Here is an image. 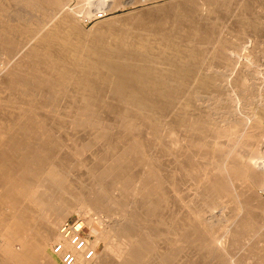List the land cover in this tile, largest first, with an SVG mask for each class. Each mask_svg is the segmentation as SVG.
<instances>
[{
    "label": "rangeland",
    "instance_id": "obj_1",
    "mask_svg": "<svg viewBox=\"0 0 264 264\" xmlns=\"http://www.w3.org/2000/svg\"><path fill=\"white\" fill-rule=\"evenodd\" d=\"M83 1H85V0H83ZM60 2H61L60 7L54 8L56 11L52 7V10L50 11V14H51L50 22L62 21L61 20L62 16L60 14H62L64 12V9H65V12L66 11L67 12L68 11L73 12V8H76L78 6V4H82L81 3L82 0H61ZM202 2H203V4H202ZM104 4H105V2H104ZM104 4H102V5H104ZM4 5H5L4 7L7 8L8 10L6 9L7 11L5 13H3V15L8 16L7 18L10 20H13L15 18L13 13L10 12V11H12L11 9H13V12L15 10L17 14H21V15L26 14L27 15L26 10L23 7H21L20 5L17 6L18 9H16V7L11 2H8V3L6 2ZM11 5H13V6H11ZM102 5L100 3L99 6H96L93 10L94 14H92V16L88 17L86 20L85 19H83V21L80 20V23H77V24L73 23L72 28L74 30L71 27H70L71 28L70 29L69 27L65 26V28H64L62 26L63 27V29L61 28L62 30L67 31L69 34L71 33L69 46H67V44H65V46H64L66 48L68 47V49H67L68 51H71V49L72 50L77 49L76 47H78V48L80 47V49H81L80 51L82 53L81 55L84 56L85 59L86 58L89 59L88 61L93 62L94 60H96V56H97L96 51H99V50H102L103 52L105 50H106L105 52L108 51L110 56H116L119 52L122 53L121 50L123 49V47L126 48L125 45L129 44V38L131 37L129 45H131V43H132L133 47L138 46L140 48V46H141L142 51L146 55L145 57H147V59L150 61L152 60L151 62L156 61V63L160 64V67L163 68L161 70V72L163 74L164 79L161 78L160 81H162L163 83L165 82V85H166L165 90L170 91V92H174L176 90V88L178 87V83H176V79H179L181 77V75L183 73V69H184L186 63H188L189 68L191 67L192 70H195V69L198 70L199 69L201 76L204 75L201 67H203L204 69H208V67H209V72L207 75L209 77V81L211 83H213L210 85V87H212V91L205 90L206 92L204 91V92L199 93L197 95V97L195 96L192 99V106L184 107L185 109L183 110L182 114L176 118L177 123L182 124L181 125L182 127L180 126L181 131L179 130V132H178L179 137H177V140L173 141V138H172V143L169 144V142L166 140V138H164V136H165L164 133L162 135V130L159 129L160 124H158V122L161 123V120H157V117L155 118V122H156L155 123L156 124L155 130H153V129L150 130V124H149L150 122L149 123L141 122L140 127H139V122H138L137 127H139V128H137L136 131H133L131 134L130 133L122 134V137H124V139L122 138V143H121V141H118V139H116L118 136L121 135V132L119 133V130H117L116 128H111V126H114V125L112 123L113 120L110 116L111 115L110 113H107L105 111L100 110V111H98V113H96V115L94 114V116H96V118L99 119V117H100L99 120L104 122V123L102 122L104 127L106 129L108 128L107 131L105 129H104L105 131H103L101 129V131H103L105 133H102L101 131L97 132L98 129H95L93 126H90L87 123H83V121H85V119H89L90 118L89 116L92 114L90 112L88 113L89 116H84L82 114L83 112H87L88 109L96 110L98 108L100 109L101 107H102V109L104 107L105 108H111V109H118L121 107V104H119L117 102V99L113 96L111 88L108 86L106 87V85L103 86L102 81H100V80L97 81L98 80L97 76L92 75V74H91V78L93 79V82H95L94 88H90V87L87 88L88 86H86V85L80 86L78 84H75L72 78L77 77L79 75V73L72 70L71 60H69L67 58L59 60V64L61 66L57 65L58 68L56 66H54L55 69L57 68L56 70H54V68L52 66H50L51 67L50 68V80L55 79L57 81V79H59V78L61 79V77H64V79H63L64 83H62V81H60L62 84H60V82H59L55 86H50V88H49L50 90L49 89L45 90L46 87L42 88L41 95L35 96L34 102L36 104H38L37 106H39V108L35 112L36 116L43 119L42 125L40 124L41 127L43 126V128L41 130L45 131V129H46L48 132L47 136L49 139L46 142L47 143L49 142L50 144L57 145L55 148L52 147L53 150L52 149L50 150V153L48 154V155H50L49 156L50 158L48 157V159L51 161H55V163L58 165L60 171L63 173L62 175H64V178H66V180L70 183V185L68 186L70 193L68 195L65 194L63 196L61 194H58V195H59V197L63 203H66V204L69 203L73 207H72L70 213L63 219V221H61L59 223L57 232H59L62 224L66 223V222L67 223L68 222H74L77 220L81 221L85 225L82 232L83 233L85 232L84 233L85 238L88 240L87 244H94L96 246V243H95L96 238H98L100 236V234L102 235V230H104L105 228H106L105 230L112 229L113 224L116 225L117 221L120 222V215L119 214L120 213H123L125 215H126V213L128 214L127 210L132 209V208H130L132 206L136 210V212H135L136 216L135 217L136 218L138 217V218L137 219L135 217L129 218L127 216L126 217L127 220L121 222V223H123L122 225L125 226L124 229L126 232H128V229L130 227V229H129L130 231L128 232V236L129 235L130 236L128 238L121 237V240L123 241V239H124L123 242L126 244L125 245L123 243L124 248L127 247V249L128 248L131 249V247L136 246L135 245L136 243L137 244L138 243L139 244H143V243L145 244L146 242H147L146 244L148 245V247H151L150 252L147 253L148 255L146 254V256H145L142 252V251H144L142 249L143 247L141 248L142 245L141 246L138 245L139 250L141 249L138 253L140 258L137 255V258H139V259H137L138 264H145V263L146 264H153L154 262H156L154 264H166V263L167 264H204V263L205 264H230L228 260H230L229 257H231V253H232V255H236V256H234V258H236V259H240L243 257L245 259H247V262L245 264H255L254 262H258V259L259 260L261 259V262H264V258H263V255H264V249H263L264 248V242H263V240H264V238L262 237V233L264 235V232H262V231H264V230L260 228L262 226V223H259V225L257 223V228H255L254 230L252 229L255 232H253V231H251V233L247 232L248 233V234L246 233L247 241H245L243 243V245H241L239 243L241 246L239 245L237 250L236 249H233V250L230 249V252L232 251L231 253L228 252L229 251L228 249H226V251H227L226 254L223 251H221L219 244H220V242H222V241H220L222 237L221 238L219 237L220 239L216 240L217 243H216V241L213 242L212 246L209 247L208 250H206L207 252H205V251L203 252L197 248V245L195 244V242L190 241L191 236H186V232L184 231V230H187V235H188V233L190 232V230H188V225L189 224H191L193 226L196 225L195 222L192 221L194 219V217L192 219V216L194 215L195 212L194 211L192 212L191 210H189V207L192 205V201H191L192 195L194 193L197 195L199 193L198 191L195 192V190L193 188H189V189H191V190H187L189 193H187V191H184L182 193V195L184 194L183 197L181 196L177 200H175L177 197H174L175 203H174V200L171 201L168 199V202L163 203V205L161 204L159 209L157 211H155V213L149 212V211L147 212L146 208L142 206L143 204L141 203V201H139L138 198H132L133 196H131L130 193L128 192L131 190V189L128 190L129 186L127 188L128 194L124 193L123 188L121 186L120 187L117 186L118 183L115 182L114 180H112L110 176L109 177L104 176L103 175L104 173L101 174V171L104 170V168L106 167L108 162H111V160H113L112 158H114V160L119 159L118 158V154L120 153L119 151L122 149L123 150L126 149V147H128V145H131V143L133 144V142H136L141 147L140 148L141 149L140 156L138 158H131V161L129 162L130 163L129 167L127 169V174L130 175V177H132L134 182L135 181L137 182L139 177L144 176L145 175L144 173L147 174V169L145 167H143V165H145V163L148 161L152 162L155 165V167H156V165H159L160 163L163 164V162H165V161H166V164H168V165H171L174 161H179L178 163L181 165V168H180L181 173L186 175L187 181L190 178L188 181V184L190 183V181H192V185H196V186H198V188H200V185H202L200 182L201 180H199V178L202 179L204 177V175L208 176L206 174L210 175L211 173H212V176L217 175L218 169H219L218 170L219 173L222 174L226 171L227 168H230L231 174L233 176L232 178L237 180L236 177H239V175L242 174L241 171L244 172V169L242 168L243 162L244 163L247 162L251 167H254V168L256 166L255 163L260 162V161L264 162V131L256 129L255 127H253V124H252L253 119L257 116L256 115L257 110H259V108L260 109L264 108V103H263L264 102V88H263L264 87V0H244V1L243 0H122L121 4H119L120 6L118 5L119 6V7L117 6L118 8L115 7L116 9L110 8L107 4H106L107 6L104 5L105 7ZM61 6L62 7L64 6L65 8L64 7L62 8ZM11 7H14V8H11ZM55 7H57V6H55ZM66 9H72V10H66ZM74 10L75 11L77 10L76 13L78 12V8L74 9ZM7 13H8V15H7ZM95 14L100 15L101 18H98V17L96 18ZM261 16H263V17H261ZM141 18L146 19V21H144V24L145 23L146 24L139 30V32H140L139 35H138V33H135L136 35L132 34V33H130V31L129 32L127 31L126 34L124 32H121V31L125 30V28L128 26L127 24H131L136 19H141ZM53 19H56V21ZM160 23H161V25H160ZM160 26H162V28ZM121 27H122V29H120ZM159 27L161 29L164 28L163 31L160 32V30H158ZM66 28L67 29L69 28V29L67 30ZM100 28H102V29H100ZM165 28L167 29L166 31H164ZM31 29H33V26L31 27ZM31 29H29V30H31ZM29 30H27L26 35H27V33H28V35L32 33V32H28ZM132 30H134V29H132ZM72 31H74V32H72ZM75 31H77L76 34H74ZM120 32L122 34H125V36L120 35L121 34ZM14 34L15 33L11 34L12 37H10L12 42H13V47H12L13 50H15V48H14L15 45L17 48L19 43L24 42V44H25V41H26L25 40L26 39L25 34L24 35L19 34V36L17 34H15V35ZM170 34L174 35V38H175L174 40H173V38H170V37H173V35L171 36ZM11 35H9V36H11ZM71 35H72V38H71ZM79 35H80V37H79ZM22 36L24 37V40H23V38L21 39ZM207 36H209V37H207ZM166 37H167V40H166ZM133 38H135V39H133ZM163 38L165 39L166 42L163 41ZM168 38H170V39H168ZM13 39H14V41H13ZM73 39H75V40H73ZM71 40L74 42L71 43ZM133 40H135V41H133ZM139 40H141L140 41V43L142 42L141 44L139 43ZM158 41L159 42L161 41V42L159 43ZM155 42H157L158 44ZM133 43L135 45H133ZM142 44H144V45H142ZM50 45L52 46L53 44H50ZM55 45L58 46L59 44H55ZM55 45H54V47H52L51 50L58 52V50L56 49L57 47L55 48ZM74 45H76V47ZM70 46H72L73 48ZM56 53H54V52L52 53V51H51L52 56H54ZM5 57H6L5 55L0 54V63L3 61L2 59H4ZM55 57H57V56L55 55ZM94 57H95V59H94ZM165 57H167V58H165ZM168 59H169V61H168ZM196 59H198V60H196ZM185 60H187V61L185 62ZM193 61H194V63H193ZM181 62H182V64H179ZM194 65L196 66L195 69H194ZM166 66L168 68H166ZM175 66H177V67H175ZM170 67H173V68H170ZM64 68H65V71H64ZM171 69H173V71H172L173 73L172 72L170 73ZM69 72H71L72 74ZM158 72L159 71H155V70L153 71V69L150 68V70H148L149 77H152L153 79L157 80V82H158V79H157V77H158L157 73ZM164 73H166V74H164ZM65 74H66V76H65ZM177 74H179V75H177ZM54 76L55 77L58 76V78L57 77L55 78ZM172 77L175 79H173ZM55 80H53V81L56 82ZM171 80H173V81H171ZM69 82H71V83L69 84ZM167 83H168V85H167ZM175 84H177V86ZM2 86L5 88L6 85L5 86L2 85ZM160 87L163 88L162 85H159L158 88H156V89L154 88L153 90L150 89V87H147L146 85H145V87H143L144 89H142V91L145 94V96L147 97V99H146L147 102H151L153 104H159V105L162 103L163 99L159 98V96L161 97V95H162V89H160ZM261 87H262V89H261ZM4 88H2L0 86V101L1 100L3 101V102L2 101L0 102V115L5 114V115H3V117L4 116L9 117V115H13V114H15L16 116H20V115H18V113L20 114L19 111H21V113H22L23 107L27 106V105H25L26 101H27V103H29V101L33 100V98H31L29 96H25L23 98H17L16 95H11L10 90H7V87L5 89ZM86 89H88V90H86ZM44 91H45V93H44ZM206 97H208V98H206ZM171 99H172V101L170 100V102L167 103V105H170L171 108L173 109L178 105L175 104L176 99L174 100L173 97H171ZM13 100L18 101V104L16 106H13V105L11 106V104H9ZM178 102H181V101H178ZM178 102H176V103H178ZM100 103H102L103 105H99ZM197 103H200V104H197ZM262 103H263V105H262ZM260 105H261V107H260ZM83 106H85V107H83ZM179 106H182V105L180 104ZM156 107L158 108L157 105H155V108ZM256 108H258V109H256ZM3 109H4L5 113H4ZM77 110L79 113L77 112ZM101 113H104L103 114L104 116ZM156 115H158V114H156ZM94 116H92V117H94ZM97 116H99V117H97ZM205 116H207V117H205ZM83 117H85V118H83ZM204 120H206V121H204ZM246 120H247V122H246ZM190 121L191 122L193 121V123L188 124ZM201 123L202 124L204 123V124L202 125ZM218 123H219V125H218ZM185 124L192 125L193 129L190 128V130L187 131V129H185V127H183V125H185ZM231 125L233 127H231ZM247 126H248V129H247ZM222 127H224V128H222ZM227 127L229 129L231 127L232 131H228ZM79 128H81V129H79ZM143 129H144V131H143ZM115 130H117L118 132ZM241 130L243 132H241ZM252 130H254V131H252ZM193 131H195V132H193ZM237 132H239V134ZM255 132H256V135H255ZM95 133H96V135H95ZM135 133H137V134L135 135ZM102 134H104V135L106 134V135L105 136L103 135L104 136L103 137ZM231 134H233L234 136H232ZM100 135L102 137H99ZM148 135H149V137H148ZM155 135H157V136H155ZM80 137H82V138L80 139ZM83 137H84V139H83ZM150 137L153 139L155 138V139L153 140ZM182 137H184V138H182ZM232 137H233V139H231ZM234 137L237 138L238 140L235 139V141H234ZM41 138L42 137H40V135H38L37 138H35L34 140L32 139V140H26L25 141V139H22V143L25 144L24 147H30L31 146V148L26 149V152H27L26 154H28V151L30 149H33L35 151V154H33L34 156L33 155H27V157L35 158L36 155H38L39 158H37V157L36 158L38 161H40V154L42 153V155H44L43 153L45 152V151H42V147L46 146V142L44 141L43 138H42V140H40ZM108 138H110V139H108ZM127 138H129V139H127ZM132 138L134 139L133 142L131 140ZM240 138H241V140H240ZM85 139H86V141H85ZM183 139H185L184 140L185 142H183V143L180 142V140L183 141ZM247 139H249V140L251 139V140L249 141ZM254 140H256V141H254ZM30 141H31V143H29ZM116 141H118V142L116 143ZM204 141L206 143H204ZM236 141H237V143H236ZM241 141H243V142H241ZM98 142H99V144H98ZM123 142H124V144H123ZM111 145H113V147ZM115 145H116V147H115ZM118 145H119V147H118ZM172 145H174V146H172ZM185 145H186V147H185ZM241 145H243V146H241ZM159 146H160V148H159ZM255 146H257V147H255ZM84 147H85V150L82 149ZM215 147H216V150L215 149L213 150V148H215ZM165 148L167 150L170 149L171 153L173 155L171 156V153H170V155L166 156V154H164ZM244 148L246 149L245 151H244ZM259 148H261V150ZM166 149H165V151H166ZM217 149H219V151ZM226 149H228V150H226ZM237 149H238V151H237ZM79 150L80 151L84 150V151L79 152ZM190 150H193V151H190ZM196 150H198V151H196ZM189 151L192 153H190ZM241 151H244V152L241 153ZM250 151H252L251 152L252 154H249ZM148 152H149V154H148ZM199 154L200 155L202 154V155L200 156ZM209 154H210V156H209ZM233 154H235V155L233 156ZM142 155H144V156H142ZM176 155H179V156L176 157ZM190 155H192V156H190ZM216 155H217V157H216ZM71 156H72V158H71ZM184 156H186V157H184ZM151 157H153V159ZM144 158H145V160H143ZM180 158L182 159V161H181L182 163L183 162H186V163L182 164L180 162ZM136 159H137V161H135ZM199 159L201 161H199ZM87 160H89V161H87ZM253 160L256 162L254 163ZM169 161L172 163H170ZM205 161H206V163H205ZM40 162L44 163V160H41ZM142 162L143 163L145 162V163L142 164ZM133 164H135V165H133ZM196 164L198 167H196ZM184 165H187V166H184ZM92 166L95 168L94 170H93ZM140 166H142V167H140ZM15 167H17V166L15 165ZM182 168H184V169H182ZM168 169H169V167H168ZM210 169L213 171H211ZM223 169H225V170L223 171ZM241 169H243V170H241ZM207 170H208V172H207ZM139 171H140V173L142 172V174H139ZM233 172L234 173L236 172V175H234ZM199 174L203 177L201 178V176H199ZM98 175L100 176V178ZM195 180H196V182L194 183ZM96 181L97 182L101 181V183H102L101 185L102 186L104 185L105 188L108 189V192L106 194V196H107L106 200H107V198L108 199L109 198L110 199H119L120 202H123L122 205L118 202L120 205L119 208H117V209L115 207L110 208L109 205L106 204V205H103L102 207L100 206L99 208H96V209H89L87 211L80 212L82 204H83L82 199H84L85 196H87V198H88V195L91 194L92 192L95 193L94 191H96V189H97V187L95 186ZM188 184H187V186H188ZM237 185H238V182H236V185L233 183L234 188H236V189H237V187H238V189L242 188L241 186H239V185L237 186ZM246 186L243 187L244 188L243 191L247 190L246 192L250 193L251 190L249 189V186L248 185H246ZM120 194L123 195V198ZM184 196H186V197H184ZM226 198H227V201H226ZM221 199H223V200H221ZM73 200H74V202H73ZM125 200H126V202H125ZM213 200H215V201H213ZM182 201H184V202H182ZM169 202L171 203V205ZM214 202H216V203H214ZM228 202H230V203H228ZM25 203H26L27 208H29L31 211H34L35 214H39L38 215V217L40 216L39 217V219H40L39 223H41V224H39V226H44V225H42L44 223L46 224V221H47L46 217L49 214L47 212V209L48 208H49L48 210L56 209V208H59V205H60V201H57V200L54 201L53 199H52V201H50V205H49L50 207L48 205L47 206L36 205L33 202L31 196L27 197ZM189 203H191L190 206H189ZM236 203H237V200H236V202L232 201V197L222 196L219 199L214 197V198H212L211 203H210V201H208V203L206 201V205H207L205 207L206 210L203 209V213L202 214L200 213L201 216L198 218V220L200 219L199 221L200 222L202 221L201 223L205 224V223H208L210 221L209 220L207 222V221H205V219H208L211 216L212 222L222 223L224 220V222H227L229 224V226L231 227V225L237 223V221L239 220V218L241 216L240 214L242 213L241 212L242 210L239 209L240 206L238 205V203L237 204ZM129 204H131V205L126 208V206H128ZM195 204L198 205L199 203L198 204L195 203ZM119 205H116V207H118ZM137 205H138V208H137ZM175 205H176V207H175ZM215 205H216V207H215ZM235 205H236V207H235ZM203 206H205V205H203ZM44 207L46 209H44ZM139 207H141V208H139ZM172 207H173V209H172ZM198 207H199V205H198ZM199 208L197 211H199ZM113 209H115V210H113ZM170 210L172 211L173 214L171 213ZM207 210H210L209 211L210 213ZM189 211H190V213H189ZM235 211H236V213H237V211H240L241 213L238 212L239 214H236V213H234ZM164 212L165 213L167 212V214L169 213L168 214L169 216L171 214V216L170 217L168 215L165 216L166 214ZM208 213L210 214V216L208 215ZM211 213H212V215H211ZM116 214H118V215H116ZM224 214H226V215H224ZM178 215H179V217H178ZM141 216H143V217H141ZM160 216H162V217H160ZM237 216H239V217H237ZM259 216L260 215H257L256 219L259 220V222H262L264 220V218L262 216H260V217ZM164 217H166L165 220H164ZM176 219L180 224L177 221H175ZM225 219H227V220H225ZM235 220H237V221H235ZM162 221H164V222H162ZM216 221H218V222H216ZM93 222H98L100 225V227H99L100 229H99V232L97 234H91L90 233L89 227L93 226ZM172 224H174V226ZM165 225H166V227H165ZM85 227L88 229H85ZM153 228H155V229H153ZM109 232H112V231H109ZM169 232H171V233H169ZM256 232H258V233H256ZM112 235H113V233H111L110 238H114V239L112 241L110 239V243L114 244L116 238ZM237 236H239V234H237ZM102 240L103 239H100V237H99V244H98L99 252L104 251V250H106L105 252L108 251L107 254L110 255V257L108 256V258H110L111 261H113L114 259H116L117 257L120 256L119 255L120 253L118 252V250L116 252L115 250H113V247H111L113 244L112 245L106 244L107 241L106 240L102 241ZM251 240H252V244L249 245L248 242L251 243ZM151 241H152L153 245L151 244ZM258 242H260V243H258ZM56 243H59V242L53 241L51 243H48V245H47V256L50 258L49 261L52 260V262L54 264L56 263V259L57 260L62 259L60 257L58 258L56 256L57 254L55 255V252L52 253L53 254V255H51L52 257L50 256L51 251H54L53 247ZM257 243L259 245H257ZM130 244L131 245L133 244V245L131 246ZM5 245H6V242L4 241V239L0 238V259H2V260L6 259V258L11 259V255H12L11 253H8L4 250ZM106 245L109 247H107ZM128 246H130V247H128ZM256 246H258L259 248L258 247L256 248ZM10 248H11V251H13V253H15V254L22 252L21 251L22 250L21 244L19 242H12ZM64 249L74 251L75 255L78 253L77 251H75L74 246L72 244L70 245V247L64 248ZM178 249H179V251H178ZM259 249H260V251L262 250L261 251L262 253L259 251ZM254 250H256V251H254ZM111 252L112 253L115 252V254H112ZM199 252H201V253H199ZM217 252H219V255ZM250 252H253L254 258H253V254L250 256V254H251ZM204 253H205V256H204ZM206 254H208V256ZM1 255H2V258H1ZM113 255L116 257H113ZM164 255H165V257H163ZM53 256H55L54 258H56L55 261L53 260ZM148 256L150 258H148ZM190 256H191V258H189ZM259 256L262 257L263 259L260 258ZM126 257H128L127 254H126ZM157 258H159V259H157ZM248 258H250V259H248ZM255 258L256 259L258 258L257 261L255 260ZM251 259L253 262H251ZM143 260H145V261H143ZM10 263L11 264H17V262L14 258L11 259Z\"/></svg>",
    "mask_w": 264,
    "mask_h": 264
},
{
    "label": "bare ground",
    "instance_id": "obj_2",
    "mask_svg": "<svg viewBox=\"0 0 264 264\" xmlns=\"http://www.w3.org/2000/svg\"><path fill=\"white\" fill-rule=\"evenodd\" d=\"M60 1L61 0H0V54H3L6 56L4 59H2L3 61L0 63V86L2 88H4L2 85H4V86L6 85L5 88L7 87V90H10L11 95H16L17 98H23L25 96H29V97L33 98V100H31V101L28 100L29 103H27V101H26L25 105H27V106L26 107L24 106L25 108L23 107L22 113H21V111H19L20 114L18 113V115H20V116H16L15 114H13V115H9V117H7V116L3 117V115H5V114L0 115V238L4 239V241L6 242V245L4 246V250L6 252L12 254L11 259L14 258L16 260L17 264H54L52 262V260L49 261L50 258L47 256V245H48V243H51L53 241H58L59 243H56L54 245V247H53L54 251H51L50 256L53 255L52 253L55 252V255L57 254L56 256L58 258L59 257L62 258V259L57 260L56 258H54L55 256H53V260L55 261V259H56L55 264H138L137 259L140 258L138 253L141 250V249L139 250L138 245L139 246L142 245L141 248L143 247L142 249L144 250L142 252L145 256L147 253L150 252L151 247H148V245L146 244L147 242L145 244L142 242L143 244H139V243L137 244L136 243L135 245L137 247L136 246L131 247V249H129V248L127 249V247L124 248V245H123L124 239L122 241L121 237L128 238L130 236V235L128 236V232L130 231L129 230L130 227H129V229L127 228L128 232H126L124 229L125 226H123L122 225L123 223H121V222L126 221L127 216L129 218H134L136 216V213H135L136 210L132 206L130 207L132 209H128V210L126 209L128 211V214L127 213H126V215L123 213L119 214L120 215V222L117 221L116 225L113 224L114 228L113 227H112V229L107 228L108 230H105L106 229L105 228L104 230H102V235L100 234V236H99L100 239L107 241L106 244H111V245L113 243H110V239H111V241L114 239V238H110L111 233H113L112 236H114L116 238L114 244L111 247H113V250H115L116 252L118 250V252L120 253L119 254L120 256L117 257L116 259H114L113 261H111L110 258H108V256L110 257V255L107 254L108 251L105 252L106 250L103 249L104 251L99 252V247H98L99 237L96 238V242H95L96 246L94 244H87L88 240L85 238V234H84L85 232L84 233L82 232L85 225L81 221L77 220L74 222H68V223L66 222V223L62 224V226L60 227V230H59L60 233L57 232L59 223L61 221H63V219L70 213V211L73 207L69 203L68 204L63 203L62 200L60 199L59 195H58V194H61L62 196L65 194L68 195L70 193V191L68 189V186L70 185V183L66 180V178H64V175H62L63 173L60 171V169H59L58 165L55 163V161H51L48 159V157L50 156V155H48L50 153V150L52 149V147L55 148L57 145L50 144L49 142L48 143L46 142L49 139L47 136L48 132L46 129H45V131L41 130L43 128V126L41 127L43 119L36 116V114H35V112L39 108V106H37L38 104H36L34 102L35 96L41 95L42 88L46 87L45 90H47L50 88V86H55L60 81H62V83H64V80H63L64 77H61V79L60 78L57 79V81L55 79H52V78H51L52 80H50V68H51L50 66H52L54 68V70H56L58 68L57 65L58 66L60 65L59 60L67 58V59L71 60L72 70L79 73V75L77 74L78 75L77 77L72 78L75 84H78L80 86L86 85V86H88L87 88H89V87L94 88L95 82H93V79L91 78V74L96 75L97 79H98L97 81L100 80V81H102L103 86L106 85V87L107 86L110 87L112 90L113 96L117 99V102L119 104H121V107L118 109H111V108H105V107L103 109L101 107L100 109L98 108L96 110L88 109L87 112H83L82 114L84 116H89V114H88L89 112L92 114L89 116L90 118L85 119V121H83V123H87L88 125L93 126L95 129H98L97 132L101 131V129L103 131H105V130L107 131L108 128L106 129L104 127V125H103L104 122L99 120L100 119L99 116H97V117H99V119L96 118V116H94V114L96 115V113H98V111H100V110L105 111L107 113H110L111 114L110 116L113 120L112 123L114 125V126H111V128H116L117 130H119V133L121 132V135L118 136L116 139H118V141H121V143H122V138L124 139V137H122V134H128V133L131 134L133 131H136V129L140 127L141 122H144V123L150 122L149 123L150 124V130H152V129L155 130L156 129L155 118L157 117V120H161V123L158 122V124H160L159 129L162 130V135H163V133L165 134L164 138H166V140L170 144V143H172V138H173V141H175V140H177V137H179L178 132H179L180 126L182 124L177 123L176 118L182 114L183 110L185 109L184 107L192 106V99L195 96L197 97V95L199 93L204 92L205 90L212 91V87H210V85L213 83H211L209 81V77L207 75L209 72V67H208V69H204L203 67H201V69L203 70V74H204L201 76L200 70L195 69V67H196L195 65H194L195 70H192L191 67L189 68V64L186 63L181 77L179 76L180 78L176 79V83H178V87L176 88V90L174 92L167 91V90H165V88H166L165 82L163 83L162 81H160L161 78L164 79L163 74L161 72V70L163 68L160 67V64L156 63V61L151 62L152 60L151 61L148 60L147 57H145L146 55L142 51L141 46H140V48L137 46L138 47L137 48V47H133L132 43H131V45H129L131 37L129 38V44L128 45L126 44L127 46L125 45L126 48L123 47V49L121 50V52L123 54L119 52L116 56H110L108 51L105 52L106 51L105 50L103 52L102 50H99V51H96L97 52L96 60H94L93 62H90V61H88L89 59H87V58L85 59V57L81 55L82 53L80 51L81 50L80 47L78 48V47H76V45H74L77 49H73V50L71 49V51L67 50L68 47L67 48L64 47L65 44H67V46H69L71 33L69 34L67 31L62 30L63 27L65 28V26H66V27L72 28L73 23L77 24V23H80V20L81 21H83V19L86 20L88 17H90V16H92V14H94V11H93L94 8L96 6H99L100 3L102 5L105 2L104 5L107 4L110 8L116 9L115 7H117L119 4H121L122 0H85V1L82 0V2H81L82 4H78V6L76 8H73V12L72 11L71 12H69V11L65 12V9H64V12H63L64 14L63 13L60 14L62 16L61 17L62 21L57 22L56 21V19L58 18L57 17L56 19H53L56 22H50V16H51L50 11L52 10V7H53V9L60 7V5H61ZM6 2L7 3L11 2L16 7V9H18L17 6L20 5L21 7H23L26 10L27 15L26 14L25 15L17 14L15 10L13 12V9H11L14 7H11L10 9L12 11H10V12L13 13L15 18L13 20L8 19L7 18L8 16L3 15V13H5L8 10L7 8L4 7L5 6L4 4ZM202 4H203V2H202ZM13 5H11V6H13ZM104 5H102V6H104ZM55 6H57V7H55ZM77 8H78V12L76 13L77 10L75 11L74 9H77ZM66 10H72V9H66ZM7 15H8V13H7ZM96 15L97 14H95V17L97 18ZM261 17H263V16H261ZM144 21H146V19H144V18L136 19L133 23L127 24L128 26L125 28L124 31H121V32H124L126 34L127 31L128 32L130 31V33H132V34L138 33V35H139L140 34L139 30L146 24V23L144 24ZM31 25L33 26V29H31V27H32ZM160 25H161V23H160ZM160 27L162 28V26H160ZM160 27L158 30H160V32H161V31H163L164 28L161 29ZM29 29H31V30H29ZM100 29H102V28H100ZM120 29H122V27ZM132 29H134V30H132ZM27 30H29L28 32H32V33L29 35L27 33V35H26ZM166 30L167 29L165 28L164 31H166ZM72 32H74V31H72ZM13 33L17 34L18 36H19V34H23V35L25 34L26 35L25 44H24V42L19 43L17 48L15 45V47H14L15 50L12 49L13 42L10 38V37H12L11 34H13ZM76 33H77V31H75L74 34H76ZM125 34L121 33L120 35L125 36ZM9 35H11V36H9ZM72 35H71V38H72ZM80 35H79V37H80ZM170 35L172 36L173 34H170ZM207 37H209V36H207ZM22 38L24 40L23 36L21 37V39ZM164 38H163V41H165ZM170 38H173V40L175 39L174 35H173V37H170ZM170 38H168V39H170ZM14 39H13V41H14ZM133 39H135V38H133ZM73 40H75V39H73ZM166 40H167V37H166ZM133 41H135V40H133ZM140 41L141 40H139V43H140ZM72 42H74V41L71 40V43ZM155 43H157V42H155ZM50 44H53V45L51 46ZM55 44H59V45L56 46ZM54 45H55V48L57 47L56 49L58 50V52L51 50L52 47H54ZM133 45H135V44L133 43ZM142 45H144V44H142ZM70 47H72V46H70ZM50 50L52 51V53L57 52L55 54L57 57H55L54 54H53L54 56H52ZM165 58H167V57H165ZM94 59H95V57H94ZM196 60H198V59H196ZM168 61H169V59H168ZM186 61L187 60H185V62ZM194 61H193V63H194ZM179 64H182V62ZM54 66H56L57 68L55 69ZM175 67H177V66H175ZM65 68H64V71H65ZM150 68H152L153 71L154 70L159 71L157 73L158 74V77H157L158 82H157V80L153 79L152 77H149L148 70H150ZM166 68H168V67L166 66ZM170 68H173V67H170ZM172 71H173V69L170 70V73ZM69 73H71V72H69ZM164 74H166V73H164ZM177 75H179V74H177ZM65 76H66V74H65ZM56 77L58 78V76H56ZM173 79H175V78H173ZM53 80H55L56 82H54ZM171 81H173V80H171ZM62 83L60 82V84H62ZM70 83L71 82H69V84ZM145 85L147 87H150V89H152V90L154 88L155 89L158 88L159 85H162L163 88L160 87V89H162V95H161V97L159 96V98L163 99V101L160 105L159 104H153L151 102H147V100H146L147 97L145 96V94L142 91V89H144L143 87H145ZM167 85H168V83H167ZM175 85L177 86V84H175ZM261 89H262V87H261ZM86 90H88V89H86ZM44 93H45V91H44ZM171 97H173L174 100L176 99V102L181 101L178 103L175 102V104H177L178 106L175 105L176 107L173 109L171 108L170 105H167V103H169L170 100L172 101ZM206 98H208V97H206ZM263 103H262V105H263ZM9 104H11V106L12 105L16 106L18 104V101L13 100ZM180 104L183 107L179 106ZM197 104H200V103H197ZM99 105H103V104L100 103ZM155 105H157L158 108L157 107L155 108ZM83 107H85V106H83ZM260 107H261V105H260ZM256 109H258V108H256ZM3 111H4V109H3ZM77 112H78V110H77ZM4 113H5V111H4ZM101 114L103 115L104 113H101ZM156 114H158L159 116ZM256 115L257 116L253 119V123H252L253 127H255L256 129H259L261 131L262 130L264 131V108L263 109L259 108V110H257ZM92 116H94V117H92ZM205 117H207V116H205ZM83 118H85V117H83ZM204 121H206V120H204ZM138 122H139V127H137ZM246 122H247V120H246ZM192 123H193V121L192 122L190 121L188 124H192ZM188 124L183 125V127H185V129H187V131L190 130V128L193 129V126L188 125ZM218 125H219V123H218ZM231 127H233V126L231 125ZM231 127H230V129L227 127L228 131H232ZM222 128H224V127H222ZM79 129H81V128H79ZM247 129H248V126H247ZM117 130H115V131H117ZM254 130H252V131H254ZM103 131H101V132L105 133ZM143 131H144V129H143ZM195 131H193V132H195ZM241 132H243V131L241 130ZM237 133L239 134V132H237ZM136 134L137 133H135V135ZM38 135H40V137H42L44 139V141L46 142V146H43V145H42L43 147L41 146L42 151H45L43 153L44 155H42V153L40 154V161L44 160V163H41L40 161L37 160V158H39L38 155H36L37 158L36 157L35 158L27 157V155L35 154V151L33 149H30L28 151V154H26L27 153L26 149L31 148V146L30 147H24L25 144L22 143V139H25V141L26 140H32V139L34 140L35 138H37ZM95 135H96V133H95ZM103 135L104 134H102V136ZM231 135L234 136L233 134H231ZM255 135H256V132H255ZM102 136L100 135L99 137H102ZM155 136H157V135H155ZM148 137H149V135H148ZM235 137H234V141H235V139L238 140ZM42 138L40 140H42ZM81 138L82 137H80V139ZM182 138H184V137H182ZM83 139H84V137H83ZM108 139H110V138H108ZM127 139H129V138H127ZM151 139H153V138H151ZM231 139H233V137ZM131 140H132V142L134 141L133 138ZM184 140L185 139H183V141L180 140V142L183 143V142H185ZM240 140H241V138H240ZM247 140H249V139H247ZM85 141H86V139H85ZM118 141H116V143ZM254 141H256V140H254ZM241 142H243V141H241ZM29 143H31V141ZM204 143H206V142L204 141ZM236 143H237V141H236ZM98 144H99V142H98ZM123 144H124V142H123ZM111 146L113 147V145H111ZM172 146H174V145H172ZM241 146H243V145H241ZM115 147H116V145H115ZM118 147H119V145H118ZM185 147H186V145H185ZM255 147H257V146H255ZM140 148L141 147L136 142H133V144L131 143V145H128V147H126V149H124V150L122 149L119 151L117 149L120 152L118 154L119 159L114 160V158H112L113 160H111V162H108V164L106 165L104 170L101 171V174L104 173L103 174L104 176H108V177L110 176L112 180H114L115 182L118 183L117 186H119V187L121 186L123 188L124 193H127V191L131 189L128 192L130 193L131 196H133L132 198H138L139 201H141V203L143 204L142 206L146 208L147 212L149 211V212L155 213V211H157L159 209L161 204L163 205V203L168 202V199L173 201L174 197H177L175 200H177L181 196L183 197L184 194L182 195V193L184 191L191 190L189 188H193L195 190V192L198 191L199 193L197 195L195 193L192 195V199H191L192 205L190 206L191 203H189L190 207L188 206L189 210H191L192 212L193 211L195 212L194 215L192 216V219L194 217V219L192 221H194L196 225L195 226H193L191 224L188 225V230H190L188 235H187V230H184V231L186 232V236H191L190 241L195 242V244L197 245V248L200 249L201 251L207 252L206 250H208L209 247L212 246V243L215 242L217 239H220L222 237L220 240L222 242H220V244H219L221 251H223L226 254L227 253L226 249H228L229 250L228 252L231 253L232 251L230 252V249L231 250H233V249L237 250V248L239 247L240 244L243 245V243L245 241H247L246 233L247 232L251 233V231H253L255 228H257V223H258V225H259V223H262V226L260 228L264 230V220L262 222H259V220L256 219L257 215H260L264 218V162L263 161L255 163L256 161H254L255 160L254 159L253 161L256 164L255 168L251 167L247 162H245V163L243 162L242 168L244 169V172L241 171L242 174H240L239 177H236L238 181L236 179L232 178L233 176L231 174L230 168H227L226 171L222 174L219 173V171H218L219 169H218L217 170L218 174L213 175V176H212V173L210 175L206 174L208 176L204 175V177L199 174V176H201V178L203 177L202 179L199 178V180H201L200 182L202 184V185L199 184L200 188H198V186H196V185H192V181H190V183L188 184V181L190 178L187 181L186 175L181 173V169H180L181 165L178 163L179 161H174L173 163L169 161L170 163H172L171 165L166 164V161H165V162H163V164L160 163L159 165H156V167L152 162L148 161L146 163L144 162L145 165H143V167H145L147 169V174L144 173L145 174L144 176L141 175L142 177H139L138 181L134 182L132 177H130V175L127 174V169L129 167V164H130L129 162L131 161V158H138L140 156V153H141ZM159 148H160V146H159ZM82 149L85 150V147ZM165 149H164V154H166V156L170 155L171 150L166 149V151H165ZM214 149L216 150V147L213 148V150ZM259 149L261 150V148H259ZM84 150H81V151L83 152ZM217 150L219 151V149H217ZM226 150H228V149H226ZM245 150L246 149L244 148V151ZM81 151L79 150V152H81ZM190 151H193V150H190ZM196 151H198V150H196ZM237 151H238V149H237ZM244 151H241V153H243ZM252 151H250L249 154H252L251 153ZM190 153H192V152H190ZM148 154H149V152H148ZM210 154H209V156H210ZM172 155L173 154L171 153V156ZM234 155L235 154H233V156ZM142 156H144V155H142ZM177 156H179V155H176V157ZM190 156H192V155H190ZM184 157H186V156H184ZM216 157H217V155H216ZM71 158H72V156H71ZM151 158L153 159V157H151ZM200 159H199V161H201ZM143 160H145V158ZM87 161H89V160H87ZM135 161H137V159ZM181 161H182V159L180 158V162ZM144 163L142 162V164H144ZM183 163H186V162H183ZM205 163H206V161H205ZM15 165L17 167H15ZM133 165H135V164H133ZM184 166H187V165H184ZM140 167H142V166H140ZM168 167H169V169H168ZM196 167H198L197 164H196ZM94 169L95 168L93 167V170ZM182 169H184V168H182ZM243 169H241V170H243ZM208 170H207V172H208ZM224 170L225 169H223V171ZM211 171H213V170H211ZM236 172L235 173L233 172L234 175H236ZM139 174H142V172L140 173V171H139ZM99 178H100V176H99ZM195 182H196V180L194 181V183ZM236 182H238V185L241 186L242 188H239V189H238V187H237V189L234 188L233 183L236 185ZM186 183L188 184V186ZM101 184H102L101 181H99V182L96 181L95 186L97 187V189H96V191H94L96 194L92 192L91 194L88 195V198H87V196H85V198L82 199L83 204H82L80 212L87 211L89 209H96V208H99L100 206L102 207L103 205H106V204H108L110 208L115 207L116 209L120 207L119 203L122 205L123 202H120L119 199H110V198L108 199L107 198V200H106V197H107L106 194L108 192V189H106L105 186L104 185L102 186ZM246 185L249 186V189L251 190L250 193L246 192L247 190L243 191V189H244L243 187H245ZM128 186H129V189L127 190ZM187 193H189V192L187 191ZM120 195L123 198V195L122 194H120ZM28 196H31L33 202L36 205H40V206L41 205H45V206L48 205L49 206L50 201H52V199L54 201L55 200L60 201L59 208L48 210L49 208L47 207L48 208L47 212L49 214L46 217V220H47L46 224L45 223L42 224L44 226H39V224H41V223H39L40 222V219H39L40 216L38 217L39 214H35L34 211H31L29 208L26 207L25 201H26ZM222 196L232 197V201H235V202L237 200V203L240 206L239 209L242 210L241 211L242 213L240 211H237V213H236V211L234 212L236 214H239L238 212L241 213L239 220L238 221L235 220V221H237V223L231 225V227H230L227 222H224V220L222 223L212 222V219H211L212 217L209 214L210 210H207L209 212L208 215L210 217L208 219H205V221H207V222L209 220L210 221L208 223H205V224L201 223L202 221L200 222L199 221L200 219L198 220V218L203 213V209L206 210V208H205L207 206L206 201H207V203H208V201H210V203H211L212 198L215 197V198L219 199ZM184 197H186V196H184ZM175 200H174V203H175ZM215 200H213V201H215ZM221 200H223V199H221ZM226 201H227V198H226ZM73 202H74V200H73ZM125 202H126V200H125ZM182 202H184V201H182ZM195 203H197V204L199 203L198 205L201 209ZM214 203H216V202H214ZM228 203H230V202H228ZM116 205H119V206L116 207ZM130 205L131 204L126 206V208L129 207ZM170 205H171V203H170ZM203 205H205V206H203ZM175 207H176V205H175ZM215 207H216V205H215ZM235 207H236V205H235ZM137 208H138V205H137ZM139 208H141V207H139ZM198 208H199V211H197ZM44 209H46V208L44 207ZM172 209H173V207H172ZM113 210H115V209H113ZM171 213H172V211H171ZM189 213H190V211H189ZM165 214H166L165 216H167L169 213L167 214V212H166ZM116 215H118V214H116ZM211 215H212V213H211ZM224 215H226V214H224ZM170 216H171V214H170ZM141 217H143V216H141ZM160 217H162V216H160ZM178 217H179V215H178ZM237 217H239V216H237ZM165 218L166 217H164V220H165ZM225 220H227V219H225ZM175 221H177V219ZM162 222H164V221H162ZM216 222H218V221H216ZM174 224H172V225L174 226ZM99 227H100V225L98 222H93V226L89 227L90 233L91 234H97L99 232V229H100ZM165 227H166V225H165ZM85 229H88V228L85 227ZM153 229H155V228H153ZM109 231H112V232H109ZM253 232H255V231H253ZM262 232H264V231H262ZM169 233H171V232H169ZM256 233H258V232H256ZM237 234H239V236H237ZM262 237L264 238L263 233H262ZM12 242H19L21 244V248H22L21 253L15 254V253H13V251H11L10 247H11ZM69 242L74 246L75 251L78 252L76 255L74 254V251L64 249V248L70 247L71 244ZM263 242H264V240H263ZM216 243H217V241H216ZM248 243H249V245L252 244V240H251V243L250 242H248ZM258 243H260V242H258ZM258 243H257V245H259ZM151 244H152V241H151ZM107 247H109V246H107ZM128 247H130V246H128ZM257 247L258 246H256V248ZM178 251H179V249H178ZM254 251H256V250H254ZM259 251H260V249H259ZM199 253H201V252H199ZM217 253L219 255V252H217ZM250 253L249 254L251 256L253 254V252H250ZM112 254H115V252H113ZM126 254L128 255V257H126ZM137 255L139 256V258H137ZM165 255L163 257H165ZM206 255L208 256V254H206ZM204 256H205V253H204ZM234 256H236V255H232V253H231V257H229L230 260H228L230 264H245L247 262V259H245L244 257L240 258V259H236V258H234ZM65 257H66V260H65L66 262L63 261V258H65ZM113 257H116V256L113 255ZM1 258H2V255H1ZM148 258H150V257L148 256ZM189 258H191V256ZM253 258H254V254H253ZM260 258H262V257H260ZM263 258H264V255H263ZM11 259H8V258H6L4 260L0 259V264H11L10 263ZM157 259H159V258H157ZM248 259H250V258H248ZM257 259L255 258L256 261H257ZM67 261H70V262L67 263ZM143 261H145V260H143ZM251 262H253L252 259H251ZM154 263H156V262H154ZM254 263L255 264H264V262H261V259L260 260L258 259V262H254Z\"/></svg>",
    "mask_w": 264,
    "mask_h": 264
},
{
    "label": "built area",
    "instance_id": "obj_3",
    "mask_svg": "<svg viewBox=\"0 0 264 264\" xmlns=\"http://www.w3.org/2000/svg\"><path fill=\"white\" fill-rule=\"evenodd\" d=\"M97 17L98 18H101V16L100 15H97ZM66 260V257L65 258H63V261H65ZM66 262V261H65ZM70 261H67V263H69Z\"/></svg>",
    "mask_w": 264,
    "mask_h": 264
}]
</instances>
